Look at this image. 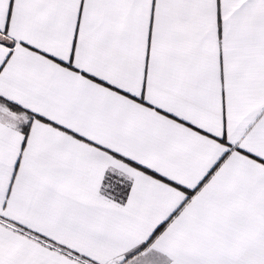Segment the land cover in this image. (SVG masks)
<instances>
[{
    "label": "snow or ice",
    "instance_id": "6c2138e0",
    "mask_svg": "<svg viewBox=\"0 0 264 264\" xmlns=\"http://www.w3.org/2000/svg\"><path fill=\"white\" fill-rule=\"evenodd\" d=\"M0 264H264V0H0Z\"/></svg>",
    "mask_w": 264,
    "mask_h": 264
}]
</instances>
